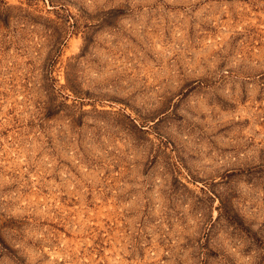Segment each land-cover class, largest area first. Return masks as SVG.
I'll return each instance as SVG.
<instances>
[{
	"label": "rangeland",
	"instance_id": "rangeland-1",
	"mask_svg": "<svg viewBox=\"0 0 264 264\" xmlns=\"http://www.w3.org/2000/svg\"><path fill=\"white\" fill-rule=\"evenodd\" d=\"M0 264H264V0H0Z\"/></svg>",
	"mask_w": 264,
	"mask_h": 264
}]
</instances>
